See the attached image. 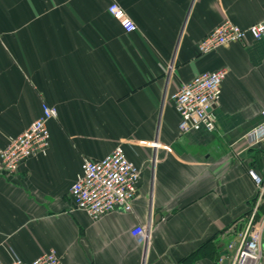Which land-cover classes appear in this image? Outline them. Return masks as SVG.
Listing matches in <instances>:
<instances>
[{
	"label": "crops",
	"instance_id": "0c3cea01",
	"mask_svg": "<svg viewBox=\"0 0 264 264\" xmlns=\"http://www.w3.org/2000/svg\"><path fill=\"white\" fill-rule=\"evenodd\" d=\"M118 1L133 31L110 0H0V148L42 103L58 113L47 151L0 172L3 263L52 249L62 264H225L226 234L255 195L247 167L264 173V140L245 138L264 121V36L205 54L196 43L226 19H263L264 0ZM219 68L217 129L180 133L171 95ZM117 144L141 170L133 210L91 219L71 184L83 156ZM137 224L150 227L147 248L131 235Z\"/></svg>",
	"mask_w": 264,
	"mask_h": 264
},
{
	"label": "built area",
	"instance_id": "2783aa9c",
	"mask_svg": "<svg viewBox=\"0 0 264 264\" xmlns=\"http://www.w3.org/2000/svg\"><path fill=\"white\" fill-rule=\"evenodd\" d=\"M107 11L117 22L130 32L135 23L118 0H110ZM264 36V18L240 27L226 19L197 41V50L205 54L229 43L243 42L247 37L259 40ZM174 66H167L171 75ZM226 68L197 73L189 81L179 85L171 95L179 116L178 130L213 132L217 129L215 106L220 99ZM55 107L41 105V114L22 132L9 137L6 146L0 148V172L14 173L27 158L45 153L49 146L50 132L47 122L57 118ZM264 115V110L262 111ZM245 138L250 144L264 140V121L251 128ZM158 147V141L151 143ZM140 167L131 161L122 144H117L110 153L100 159L82 157L80 171L71 184L70 196L76 209L84 211L91 219H98L112 211L132 212L137 193ZM247 173L255 185V195L249 202L247 213L230 227L226 234L225 264H264V173L253 166ZM145 248L150 244L149 226L137 224L131 229ZM0 264H62L54 250L46 251L31 261H23L13 254L9 262Z\"/></svg>",
	"mask_w": 264,
	"mask_h": 264
},
{
	"label": "rangeland",
	"instance_id": "374dc122",
	"mask_svg": "<svg viewBox=\"0 0 264 264\" xmlns=\"http://www.w3.org/2000/svg\"><path fill=\"white\" fill-rule=\"evenodd\" d=\"M227 245V244H226Z\"/></svg>",
	"mask_w": 264,
	"mask_h": 264
},
{
	"label": "water",
	"instance_id": "95a60500",
	"mask_svg": "<svg viewBox=\"0 0 264 264\" xmlns=\"http://www.w3.org/2000/svg\"><path fill=\"white\" fill-rule=\"evenodd\" d=\"M225 263V262H224Z\"/></svg>",
	"mask_w": 264,
	"mask_h": 264
}]
</instances>
